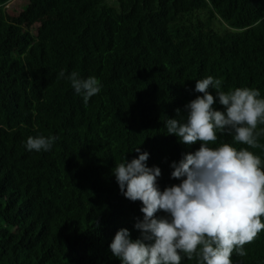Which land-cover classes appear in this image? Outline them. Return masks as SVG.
I'll list each match as a JSON object with an SVG mask.
<instances>
[{
	"label": "trees",
	"instance_id": "1",
	"mask_svg": "<svg viewBox=\"0 0 264 264\" xmlns=\"http://www.w3.org/2000/svg\"><path fill=\"white\" fill-rule=\"evenodd\" d=\"M9 1L0 0V264H121L109 245L121 228L137 238L143 214L113 169L139 147L160 167L161 190L179 183L170 164L199 142H178L165 121L203 95L196 80L264 98V0H22L8 17ZM62 70L97 77L100 93L85 104ZM256 132L254 148L219 132L209 146L247 148L264 167V124ZM37 135L57 140L28 151ZM243 247L233 264H264V230Z\"/></svg>",
	"mask_w": 264,
	"mask_h": 264
},
{
	"label": "clouds",
	"instance_id": "2",
	"mask_svg": "<svg viewBox=\"0 0 264 264\" xmlns=\"http://www.w3.org/2000/svg\"><path fill=\"white\" fill-rule=\"evenodd\" d=\"M59 78L70 81L75 94L87 104L100 93L102 84L95 76L81 77L73 71ZM221 81L209 75L196 80L195 99L167 118V135L178 142L199 148L172 161L171 178L179 183L161 190V169L149 167V153L116 165L113 175L121 194L140 201L142 218L137 217L132 238L127 228L118 230L109 248L121 264H182L195 257L197 264H233L231 256L246 255L244 245L256 238L264 223V167L261 158L247 148L237 150L223 143L210 147L217 133L231 135L234 142L257 147L258 124H264V98L259 89L220 90ZM215 89V96L209 89ZM222 109L214 107L215 104ZM180 117V119H177ZM54 135L29 136L28 151L48 152L56 143ZM162 213V214H161Z\"/></svg>",
	"mask_w": 264,
	"mask_h": 264
},
{
	"label": "rangeland",
	"instance_id": "3",
	"mask_svg": "<svg viewBox=\"0 0 264 264\" xmlns=\"http://www.w3.org/2000/svg\"><path fill=\"white\" fill-rule=\"evenodd\" d=\"M108 1H112V0H108ZM17 2H19V4H21L23 6L26 5L25 2L22 0H11V1H9L3 9L8 17H13ZM37 26H39L38 23H35V22L32 23L33 28H36ZM220 28H221L220 30H222V31L225 30L224 26H220Z\"/></svg>",
	"mask_w": 264,
	"mask_h": 264
}]
</instances>
